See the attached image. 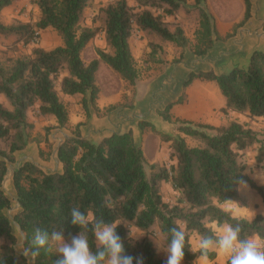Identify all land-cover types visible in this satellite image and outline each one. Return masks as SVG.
<instances>
[{"label": "trees", "instance_id": "16d2710c", "mask_svg": "<svg viewBox=\"0 0 264 264\" xmlns=\"http://www.w3.org/2000/svg\"><path fill=\"white\" fill-rule=\"evenodd\" d=\"M16 0H0V11ZM38 15L33 24L21 21L3 23L0 34L13 36L15 41L26 42L34 32L52 29L59 38V44L43 49L33 46L29 54L7 57L0 60V264H27L22 254H15V237L11 232L12 220L23 230L27 240L22 238V249L29 247L33 228L36 226L63 231L65 240L79 231L70 222V209L79 206L92 216L103 217L107 222L118 224L125 253L142 257L143 264H164L165 258L155 254L148 233L156 224L164 244L168 229L177 226L185 231L186 243L181 264H193L200 256L192 250L189 237L192 234L213 235L209 223L217 226L224 223H239L241 238L256 235L264 239V215L252 218L232 216L222 207L225 202L244 204L237 187L245 182L261 199L264 188L256 184L245 173L242 160L245 149L256 145L254 160L264 166V138L244 122L234 118L212 125L172 117L170 108L185 98V89L193 80L213 82L223 98L219 108L223 114H242L247 118H264V50H252L244 67L232 66L224 72L190 70L181 82L177 98L166 103L156 113L166 122L175 124L177 132L197 137L200 145L188 146L183 138L161 134L164 141L171 140L170 147L175 158L168 169L156 163L150 164L153 171L147 176L144 157L134 143L131 130L111 132L96 143L80 134L79 127L89 119V107L97 115L112 110L113 105L98 108L95 100L98 88L94 83V72L98 60L126 82L133 85L139 77L138 68L130 50L129 39L136 31L152 34L158 41L147 43L146 60L158 62L164 53L162 43L179 47L172 64L181 61L184 49L195 55H204L216 41H224L234 35L250 16V0H241V17L223 35L217 32L215 20L208 11L205 0H191L197 10L196 26L188 39L182 27L172 17L184 7L186 0H110L97 7L91 22L100 18L98 25H80L83 9L92 0H33ZM264 27V21H263ZM102 31L108 51L96 49L97 59L84 63L81 50ZM80 94L79 104L83 120L72 127L67 126L68 112L60 96ZM60 95V96H59ZM35 108L38 116L51 115L55 123L43 127L42 138L33 137V123L27 112ZM102 111V112H100ZM153 129L148 121L138 120L137 128ZM51 128H68L70 135L63 136L54 149V156L60 164L58 170L48 171L30 160H24L10 171V183L14 192L17 210L11 220L6 216L9 198L2 189L3 177L8 164L15 161L14 151L23 149L28 143L44 142L47 151L38 147V155L48 158L52 146L47 141ZM208 132H207V131ZM168 182L176 191L170 203L160 195V183ZM142 232L133 239L127 226ZM89 243L95 250L91 225L87 230ZM215 257L210 251L207 259ZM58 254L53 246L51 252L41 250L32 264H54ZM133 264H136L135 259ZM226 264V261L225 263Z\"/></svg>", "mask_w": 264, "mask_h": 264}, {"label": "rangeland", "instance_id": "374dc122", "mask_svg": "<svg viewBox=\"0 0 264 264\" xmlns=\"http://www.w3.org/2000/svg\"><path fill=\"white\" fill-rule=\"evenodd\" d=\"M110 0H92L89 5H87L82 12V17L80 20V25H98L100 27V18L95 20L93 23L91 22L92 17H94L97 13V7L103 6ZM191 0H186V4L184 7L180 8L176 14L172 17H166L168 20H174L182 27L185 36L188 39L192 37V31L196 26L197 21V10L192 8L190 4ZM129 5H134L133 0H126ZM264 0H250L251 9L253 11V19L256 20L257 15L259 16V12L262 8V3ZM206 7L208 11L213 16L216 27L217 24H227L224 29L217 28V32L219 34L227 32L231 25L238 21L241 17L243 5L241 0H205ZM38 10L34 4L33 0H16L11 3L9 6L4 7L0 11V21L3 23H11L13 21H21L24 23L33 24L37 18ZM236 33V31H235ZM261 33V32H260ZM221 34V35H223ZM261 35V34H260ZM232 37V36H231ZM158 41L157 37L153 36L152 34L143 33L141 31H136L132 34L129 39L130 49L134 56L135 65L138 68L139 76L142 75L145 78L146 74L149 73L150 69H154L155 72H159L161 70H165L168 67L171 70L173 64L169 62L170 59L173 57H177L179 52V47L173 46L171 43H162L164 53L159 55L157 59L158 62H153L149 59L146 60V55L148 51L147 43L149 41ZM227 40V39H226ZM224 40V41H226ZM222 41V42H224ZM59 38L55 34V32L50 28H45L42 30H38V34L35 37H32L26 42L23 41H15L13 36H3L0 34V60H4L7 57H15V56H24L29 54L30 49L33 46H38L43 49H49L57 44H59ZM260 43L261 49H264V37L260 36L258 41L256 40H249L248 43ZM103 34L102 31H97L93 38H91L84 49L82 50V58L84 60H91L93 57L96 56L95 50L101 49L108 51L107 46L104 44ZM258 49V48H257ZM187 49H184V52ZM248 50V47H245V51ZM223 52L220 51L219 53L215 54L212 59H207L205 62L202 63H195V66L188 67L192 68L193 70L197 71L198 69L207 65L210 66L215 72L220 73L224 72L227 69L231 68L232 66H237L241 63V58H236L229 60H221L224 59ZM233 56L231 55V58ZM183 58L186 62H188L187 56H182L179 66L181 65ZM235 58V57H233ZM204 60V59H202ZM219 60V61H218ZM85 63V62H84ZM97 68L94 72V83L98 88L97 97L95 100L96 106L102 105L101 108L113 105L114 107L112 110L109 111L110 118L106 120V116H108V111L105 113L95 114L91 107H89V112H92L98 120L102 121L103 124H107V129L102 132L104 135L103 137L108 136L111 132H122L128 129L131 130L134 143L140 147L143 157V169L148 176L154 168H150V164L156 163L159 166H164L166 169L169 168L170 165L174 164L175 158L172 155L170 142L171 140L164 141L161 137V134L168 135L170 137H174L178 135L183 138L184 142L188 146H197L200 145V141L197 137L187 136L183 133L177 132L175 129V124L169 123L164 121L157 113V109H161L164 105H157L159 100L156 98L157 96H153L152 99L149 101L147 105L144 106L143 109H139L135 106V101L137 97H142L146 91V82L138 79L135 81L133 85H128L124 82L117 73L112 71L105 63L101 60H98ZM225 64L224 66H221ZM177 65V63L175 64ZM217 65V66H216ZM216 66V67H214ZM198 68V69H196ZM187 69V68H186ZM191 69V70H192ZM189 70V69H188ZM197 81V80H196ZM206 88H201L198 85H193V94L188 100L186 101V96L181 103L174 104L169 113L172 117L183 118L186 120H190L192 122H203L209 123L212 125H218L224 123L227 119L234 118L239 122H244L251 128H253L259 138H264V118H247L242 114H235V113H227L223 114L219 110V103L223 104V98L217 90L216 85L213 82H208L206 84ZM198 93H202L201 97L215 108H213L209 112V116L205 119L192 117L187 112L191 109L196 103L197 100L195 98ZM186 95V92H185ZM60 96V95H59ZM73 98H69V96H60L61 101L65 104L67 112H68V120L67 126L72 127L76 122L83 120V110L80 107L79 98L80 94H73L71 95ZM67 97V98H66ZM0 101L6 106L5 101L3 100L2 96L0 95ZM98 107V106H97ZM99 108V107H98ZM100 108V110H102ZM150 111L153 112V115L159 116L161 119H153V115L145 116ZM102 112V111H100ZM205 115V112L203 113ZM28 119L33 123V129L31 131V135L33 137L42 138L44 135L43 127L45 125H52L55 123L54 118L51 115L46 117L38 116L35 113V108L29 109L27 112ZM91 116V113H90ZM146 117V118H145ZM90 118V117H89ZM209 118V120H208ZM144 120L148 121L151 125H153V129L148 127L139 130L137 128V121ZM56 129L61 128H51L49 133H47V141L48 139H52L53 134ZM97 131H99L98 128ZM80 130V128H79ZM65 134L70 135L68 128H63ZM207 131V130H206ZM51 132V133H50ZM208 132V131H207ZM65 136L62 134V138ZM102 137V138H103ZM101 138V139H102ZM100 139V140H101ZM62 140V139H61ZM99 140V139H98ZM89 140L93 143L98 142ZM51 146L53 141L50 140ZM37 146L42 149L43 151H47L46 145L44 142H40ZM256 145L247 148L243 152L242 160L245 163V173L251 178L256 184L263 186L264 188V166H259L256 164L254 160ZM22 156V154H20ZM20 157V156H19ZM44 161V169L45 170H55L53 161L43 156L41 158ZM22 160V157L21 159ZM14 163L8 164V172L10 167L14 166ZM264 163V160H263ZM8 175L3 177L2 181V189L5 195L9 198V207L5 209L6 216L11 220L12 216L17 210V204L14 201V192L11 186V183H8ZM239 194L244 199V204L238 202H225L222 207L224 209H228L232 216L235 217H243L250 219L255 214L264 215V199H261L259 195H257L252 189L248 187V185L243 182L240 183L237 187ZM160 195L164 201L172 202L177 193L173 190L168 182H161L160 183ZM222 226V225H219ZM218 226V227H219ZM128 231L130 236L133 239H138L142 236V232L138 229L134 228L133 226L129 225ZM10 228L11 232L15 237V243L13 245L15 254H21V242H22V233L16 226V224L11 220L10 221ZM213 231L215 232L217 228L213 227ZM149 238L152 240L155 254L158 257L166 259V253L161 250L165 247L164 239L161 233H159L156 224H154L150 232L148 233ZM199 237L195 234H192L189 237V243L192 250H196V243ZM160 248V249H159ZM215 252V251H214ZM217 253L215 252V255ZM226 261L225 257L220 256L219 254L216 255L211 260L207 258H196L194 260L195 264H224ZM204 262V263H203Z\"/></svg>", "mask_w": 264, "mask_h": 264}, {"label": "clouds", "instance_id": "9594fccd", "mask_svg": "<svg viewBox=\"0 0 264 264\" xmlns=\"http://www.w3.org/2000/svg\"><path fill=\"white\" fill-rule=\"evenodd\" d=\"M70 222L85 231H79L68 240H65L60 229L49 232L46 228L34 227L29 247L20 250L27 264H32L41 250L51 252L53 246L58 254L54 264H133L134 259L136 264H143L142 257L134 258L125 253L123 242L116 232L118 224L107 222L103 217L96 218L79 206L70 209ZM90 225L95 250L89 243L87 230ZM241 231L239 223H224L213 235H201L196 250L204 259L210 251H215L226 258V264H264V239L256 235L241 238ZM21 233L22 238L27 240L23 230ZM185 243L184 230L177 226L169 228L165 247L161 249L166 253L164 264H181Z\"/></svg>", "mask_w": 264, "mask_h": 264}, {"label": "crops", "instance_id": "0c3cea01", "mask_svg": "<svg viewBox=\"0 0 264 264\" xmlns=\"http://www.w3.org/2000/svg\"><path fill=\"white\" fill-rule=\"evenodd\" d=\"M262 8L261 11L259 12V16L257 15L256 20L253 19V11L250 7V16L249 18L244 22L242 26L236 29V33L230 38H228L226 41H216L214 42L213 46L209 48L204 55H195L191 53L188 49L183 52L182 56H187L188 62L185 61L183 58V61L181 65L179 66V63L177 65L173 64L171 67V70L166 67L165 70H161L159 72L153 73L154 69H150L149 73L146 74L145 78L140 75L138 79H141L146 82V91L144 96L142 97H137V100L135 101V106H137L139 109H143L145 105L149 103V101L152 99L153 96H157L159 102L157 105H164L170 101H173L177 98L181 91V82L184 80L186 77L187 73L192 69L188 67L195 66V63H202L205 62L209 58L212 59L215 54L219 53L220 51L223 52V57L224 59L221 60H231L236 58H241V63L238 64L237 66L239 67H244L247 63L248 56L252 50H264L261 49L260 43L254 42V43H248L249 40H256L258 41L259 37L262 36L264 37V27H263V21H264V2L262 3ZM227 24H217V28L219 29H224ZM261 32V33H260ZM223 34V33H221ZM261 34V35H260ZM105 43H103L104 45ZM130 45V44H129ZM86 46V45H85ZM245 47H248V50L245 51ZM84 49V48H83ZM82 49V50H83ZM82 50L80 52V57L83 62L87 63L89 60H84L82 58ZM131 50V49H130ZM132 53V52H131ZM133 55V54H132ZM231 55L235 58H231ZM134 57V56H133ZM222 57V58H223ZM92 59H97V55L93 57ZM204 59V60H202ZM219 61V60H218ZM100 64V63H98ZM97 64V65H98ZM192 65V66H191ZM225 64H222L221 66H224ZM217 66V65H216ZM214 66V67H216ZM187 68V69H186ZM189 69V70H188ZM198 69V68H196ZM211 69L213 72H215L210 66L208 67L207 65L198 70H208ZM193 70V69H192ZM195 71V70H194ZM217 73V72H215ZM208 81H200V80H193L191 84L185 89L186 92V101L189 102L192 94H193V85H198L201 88H206V84ZM207 89V88H206ZM202 93H198V95L195 96L197 103L189 109L187 112L190 116L192 117H197L201 119H205L206 117L209 116V112L215 108L211 103L209 104L208 101L205 102L203 97H201ZM68 97V96H67ZM66 97V98H67ZM69 98H73L72 96H69ZM4 100V99H3ZM99 108H101L102 105H98ZM219 107H222L223 104L219 103ZM205 112V115L203 113ZM91 116L88 120H86L79 128H80V134L87 138L88 140L96 141L100 140L104 135L102 132H104L107 129V124H103L102 121L98 120L97 117L94 116L92 112ZM148 115H153V112L150 111L147 113L145 116L147 117ZM145 117V118H146ZM110 118L109 112L108 116H106V120ZM153 119H161L159 116L153 115ZM209 120V118H208ZM98 128L99 131H97ZM51 133V132H50ZM62 134L67 135L64 133L63 128L61 129H56V131L51 134L53 136L52 139H48L49 142L50 140L53 141L52 144V150L49 155V159L53 161L54 164V169L58 170L60 168V164L57 161V159L54 156V149L57 146V144L61 141L62 139ZM98 140V141H99ZM134 140V139H133ZM14 157H15V163L14 166L10 167L9 172L7 171L6 175H8V183L10 184V171L20 164L24 160H30L33 163H36L40 167H44V161L41 159V157L37 153V146L34 142L28 143L23 149L14 151ZM22 154V156L20 155ZM20 156V157H19ZM22 157V160H20ZM52 171V170H48ZM222 203L221 205H223ZM210 227L213 228H218V226L214 223L211 222L209 223ZM223 225V224H222ZM217 255V254H216ZM215 255V258H216ZM197 258H201V256H198ZM196 259V258H195ZM204 263V262H203ZM193 264L194 261H193Z\"/></svg>", "mask_w": 264, "mask_h": 264}, {"label": "built area", "instance_id": "2783aa9c", "mask_svg": "<svg viewBox=\"0 0 264 264\" xmlns=\"http://www.w3.org/2000/svg\"><path fill=\"white\" fill-rule=\"evenodd\" d=\"M37 34H38V31H35V32H34V37H35Z\"/></svg>", "mask_w": 264, "mask_h": 264}]
</instances>
